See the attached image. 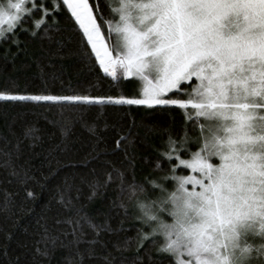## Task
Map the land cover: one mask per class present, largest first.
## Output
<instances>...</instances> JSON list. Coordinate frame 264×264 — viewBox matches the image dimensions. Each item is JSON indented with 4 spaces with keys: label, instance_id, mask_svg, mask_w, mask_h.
I'll return each instance as SVG.
<instances>
[{
    "label": "snow or ice",
    "instance_id": "snow-or-ice-1",
    "mask_svg": "<svg viewBox=\"0 0 264 264\" xmlns=\"http://www.w3.org/2000/svg\"><path fill=\"white\" fill-rule=\"evenodd\" d=\"M65 8L69 19L74 18L67 31L78 25L82 30L78 43L86 38L85 47L90 45L100 69L112 81L135 78L132 82L139 85L136 97H95L74 91L70 95L9 94L4 89L0 101L58 106L80 110L81 115L92 107L123 105L180 110L185 117L184 135L169 133L167 150L157 156V168L166 163L169 175L140 183L133 173L126 182L125 173L112 167L103 185L98 180L90 185L89 200L98 188L110 185L113 177L118 179L120 195L134 202L142 214L137 219L151 229L150 233L137 230L139 247L150 237L162 236L164 242L157 251L168 264H264V0H113L103 9L89 0H0V42L12 38L17 43V31L32 37L47 34L58 26L56 16ZM29 21L31 30L23 26ZM105 23L111 45L102 33ZM64 55H74L70 38L63 46L50 48L44 57L51 67V57L63 60ZM79 59L83 60L82 52ZM64 71L61 65L52 78L61 79ZM36 131L24 130L14 146L7 137L0 139V169L16 182L26 184L34 179L29 176V160L19 161L24 139L33 141L27 145L32 154L42 144ZM126 139L116 141L117 149ZM192 145L197 148L194 152ZM46 151L51 163L59 162L57 153L70 149L54 144ZM93 152L94 148L84 167L100 160ZM100 163L101 168L110 166L108 161ZM125 163L135 168L133 159ZM177 169L189 174L179 175ZM96 171L92 168L91 175ZM146 184L153 194L158 190L155 199ZM65 187L70 190L72 185L66 180ZM27 198L36 197L27 192ZM56 204H49L36 221L39 240L33 261L37 257L51 261L57 249H66L70 264H87L92 259L126 264L127 258L108 251L109 242L101 238L113 231L107 223H93L85 206L77 207L65 193H60ZM14 207L5 192L0 211L15 215ZM120 207L127 215L125 205ZM20 246L28 245L22 242ZM98 247L104 250L103 256ZM113 248L123 251L119 241ZM16 264H20L19 257Z\"/></svg>",
    "mask_w": 264,
    "mask_h": 264
},
{
    "label": "trees",
    "instance_id": "trees-1",
    "mask_svg": "<svg viewBox=\"0 0 264 264\" xmlns=\"http://www.w3.org/2000/svg\"><path fill=\"white\" fill-rule=\"evenodd\" d=\"M89 3H99L103 9L105 3L111 5L113 0H89ZM102 14L107 21V11H102ZM69 17L70 13L65 8L56 16L58 26L50 29L47 34L41 32L37 37H32L27 32L17 31V43H13L12 38L0 42V91L9 89V94L51 95H70L74 91L95 97L118 98L123 95L135 98L139 90L138 83L132 82L135 78L114 82L107 77L95 60V54L91 53L90 45L85 47L86 38L83 43H78L82 37V30H79L78 25L72 32L67 31L74 24V18ZM23 26L31 30L32 22L29 21ZM106 29L105 23L102 33H105V39L111 45L112 40L106 34ZM69 38L74 55H64L63 60L51 57L54 66L50 67L49 59L44 54L50 48L54 50L63 46V41ZM58 41L59 45L56 43ZM81 52L83 60L79 59ZM61 65L65 69L64 74L61 79H53L51 74H59ZM184 125L185 117L178 109L158 111L136 105L105 106L92 107L81 115L80 110H62L58 106L0 101V139L7 137L13 141L14 146L16 137L22 136L24 130L35 128V135L42 141L33 150L34 154L27 147L33 141L24 139L22 145L24 155L19 163L29 160V176L34 179H29L26 184L16 182V178L7 176L0 169V204L4 200L5 192L15 204L12 209L15 215L0 211V264H16L17 257L20 258V264H26V261L31 264H70L71 257L66 249H57L51 261L39 257L32 260L36 241L39 240L36 221L49 204L58 206L56 201L60 193L70 196L77 207L85 206L84 211L93 223H107L113 229L111 233H103L101 238L109 242L108 251L127 258L126 264H168L157 251L164 242L162 236L150 237L143 247H139L137 230L143 228L145 233H150L151 229L137 219L142 214L134 202L128 201L126 195H120V181L113 177L112 183L98 188L91 200L89 197L92 196L93 189L90 185L97 180L103 185L107 178L106 173L112 167L125 173L126 182L132 180L133 173L135 180L140 183L145 178L157 179L169 175L166 163L162 162V168H157V156L167 150L169 133L173 137L184 135ZM189 135H193V131L190 130ZM121 137L127 139L117 149L116 141L121 140ZM54 144H66L70 151L57 153L59 162L52 160L49 163L46 150ZM93 148L95 152L92 154L98 153L100 160L84 167L85 161L90 160L88 154ZM196 150V146L192 145L191 151ZM126 159H133L134 169L127 167ZM102 161L110 162V166L107 169L101 168ZM92 168L97 170L95 176L91 175ZM177 174L185 175L189 172L177 169ZM9 180L13 182L9 183ZM66 180L67 184L72 185L70 190H66ZM167 187L169 191L172 190L171 182ZM145 188L152 199L159 195L158 190L153 194L150 185L146 184ZM27 192H32L35 200L27 198ZM141 199L144 197L141 196ZM121 203L127 208V215L125 209L120 207ZM125 240L129 241L127 245L123 244ZM118 241L121 242L122 253L113 248V244ZM22 242L28 246L22 248ZM5 249L7 255L4 254ZM97 250L101 256L105 254L103 249L98 247ZM87 264H103V261L92 259Z\"/></svg>",
    "mask_w": 264,
    "mask_h": 264
},
{
    "label": "rangeland",
    "instance_id": "rangeland-1",
    "mask_svg": "<svg viewBox=\"0 0 264 264\" xmlns=\"http://www.w3.org/2000/svg\"><path fill=\"white\" fill-rule=\"evenodd\" d=\"M6 27V26H5ZM105 41H106V39H105ZM106 43H108L107 41H106Z\"/></svg>",
    "mask_w": 264,
    "mask_h": 264
}]
</instances>
